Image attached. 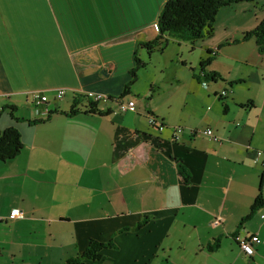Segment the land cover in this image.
<instances>
[{
	"label": "crops",
	"instance_id": "1",
	"mask_svg": "<svg viewBox=\"0 0 264 264\" xmlns=\"http://www.w3.org/2000/svg\"><path fill=\"white\" fill-rule=\"evenodd\" d=\"M166 1L0 0V129L23 141L0 160V264L63 263L92 240L106 247L91 264H264V53H227L250 43L243 35L207 44L206 58L219 57L201 72L221 79L206 87V58L150 72L154 52L139 44L158 36ZM136 50L149 65L122 96ZM88 91L110 99L92 113L81 98L71 113ZM248 236L252 256L239 243Z\"/></svg>",
	"mask_w": 264,
	"mask_h": 264
},
{
	"label": "trees",
	"instance_id": "2",
	"mask_svg": "<svg viewBox=\"0 0 264 264\" xmlns=\"http://www.w3.org/2000/svg\"><path fill=\"white\" fill-rule=\"evenodd\" d=\"M251 0H167L161 8L158 20V36L150 41H145L139 44L140 49L145 47L149 54L154 51H163L169 39H178L182 41H196L204 39L206 36H213V24L216 21L219 10L224 6H229L234 3H240ZM255 38L260 53H264V19L254 29L243 33L242 38L235 40L236 42L247 41ZM218 54L209 56L204 59L200 66L205 70L207 65H210L213 59ZM135 65L131 69V79L126 85L122 96L131 93V87L138 79V71L149 65L148 60L143 58L139 50H136L134 55ZM208 81H215L221 76L217 71L211 70L203 74ZM235 83V82H232ZM88 112H101L97 108V102L91 100L87 95L81 94L78 99H75L71 113L79 111L78 105H85ZM13 106L11 115L14 114ZM128 111V110H127ZM36 121V120H35ZM23 148L22 135L18 128L10 126L5 130L0 129V160H9L15 158ZM263 202L262 195H258L253 208L255 209ZM106 247L104 243L92 240L90 245L82 253V255L68 259L59 264H91L88 260H97L101 257L100 251Z\"/></svg>",
	"mask_w": 264,
	"mask_h": 264
},
{
	"label": "rangeland",
	"instance_id": "3",
	"mask_svg": "<svg viewBox=\"0 0 264 264\" xmlns=\"http://www.w3.org/2000/svg\"><path fill=\"white\" fill-rule=\"evenodd\" d=\"M264 19V0H251L240 3H234L229 6L222 7L216 17L213 28V36H206L204 39L196 41H182L178 39H169L165 45L164 52L154 51L150 60L149 70H156L160 73L162 69L165 74H170L176 66V63L182 64L187 60V69L189 70L190 63H197L199 60L206 58L208 55L206 45L210 43H216L219 41H232V39L241 37L243 33L250 31L257 27V25ZM213 41V42H212ZM256 40L252 38L250 43L234 44L227 47V53L232 55L236 52H245V56H252L256 50ZM141 51L148 52L145 47ZM140 51V53H141ZM149 54V53H148ZM213 54V53H211ZM142 55V54H141ZM151 56V54H149ZM243 56L244 54L241 53ZM219 57V56H217ZM184 71V69H181ZM198 75H200V84L206 78L201 72V68H198ZM169 80V79H167ZM215 86L214 83L210 84V88ZM255 89L257 86H254ZM242 88V87H241ZM240 88V90H241ZM88 99V98H87ZM264 142V124L260 123V128L256 136V143L261 145ZM264 150L263 146H257ZM264 252V251H263Z\"/></svg>",
	"mask_w": 264,
	"mask_h": 264
},
{
	"label": "built area",
	"instance_id": "4",
	"mask_svg": "<svg viewBox=\"0 0 264 264\" xmlns=\"http://www.w3.org/2000/svg\"><path fill=\"white\" fill-rule=\"evenodd\" d=\"M156 30L158 31V24L155 23L154 24ZM218 48H215L212 53L216 54L217 53ZM202 84H204V86L206 87L207 81L203 80ZM227 94V90L222 91L221 96H225ZM65 95V90L64 89H60L57 92V98L61 99L63 98V96ZM85 95H87L91 100L95 101V102H100V101H107L108 99H110V97L106 94L103 93H99V92H94V91H88ZM34 99L35 102L37 104L39 103H44L48 101V96L47 94H43V93H36L34 95ZM136 106V102L135 101H130L128 103H121L120 104V108L122 111H127V110H132L135 109ZM150 123L155 124L157 126H159L160 129H163V125L162 122H160L156 116H150L149 118ZM183 131L182 127H176V134H175V138L176 140H179L181 137V133ZM204 134L209 135L211 137H213L215 140H219V136H216L214 133V130L212 128L209 129H205ZM258 157L260 158L261 155H263L262 151H258ZM12 218H16V217H23L24 214L23 212L19 209V208H15L14 210H12V213L10 215ZM262 217L264 218V215H262ZM257 238L253 237V236H248V237H243L242 239H240L239 243L241 246V249L244 251V253L246 255L252 256L255 253V242H256Z\"/></svg>",
	"mask_w": 264,
	"mask_h": 264
},
{
	"label": "clouds",
	"instance_id": "5",
	"mask_svg": "<svg viewBox=\"0 0 264 264\" xmlns=\"http://www.w3.org/2000/svg\"><path fill=\"white\" fill-rule=\"evenodd\" d=\"M207 84H208V82H207ZM220 96H221V93H220ZM221 97H224V96H221Z\"/></svg>",
	"mask_w": 264,
	"mask_h": 264
}]
</instances>
